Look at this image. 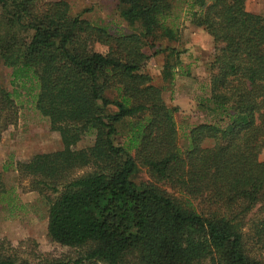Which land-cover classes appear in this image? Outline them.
<instances>
[{
  "label": "trees",
  "instance_id": "1",
  "mask_svg": "<svg viewBox=\"0 0 264 264\" xmlns=\"http://www.w3.org/2000/svg\"><path fill=\"white\" fill-rule=\"evenodd\" d=\"M246 2L187 0L214 50L195 112L206 115L181 144L180 106L164 95L185 52L167 22L172 0H118L128 33L73 14L66 0H0L12 88L0 79V140L21 96L59 133L62 148L16 170L47 196L48 235L69 249L27 256L0 237V264H264V16ZM162 53L159 84L148 69ZM140 168L148 180L136 179ZM5 193L0 171V204Z\"/></svg>",
  "mask_w": 264,
  "mask_h": 264
},
{
  "label": "rangeland",
  "instance_id": "2",
  "mask_svg": "<svg viewBox=\"0 0 264 264\" xmlns=\"http://www.w3.org/2000/svg\"><path fill=\"white\" fill-rule=\"evenodd\" d=\"M73 14L96 23L109 26L112 33H128L134 30L119 16L116 5L118 0H66ZM173 13L168 18V24L177 28L181 33L180 49L182 63L175 69L173 85L165 91V99L171 105L180 106L176 114L180 142L184 143V135L188 127L197 121L204 120L205 113L195 112L210 90V74L202 61V51L211 57L214 50L212 38L201 28L192 24V13L187 0H172ZM249 11L264 16V0H247ZM138 29V26L135 27ZM96 49L105 52L107 47L101 44ZM165 53L152 59L149 71L154 75L156 83L162 84L161 68ZM10 69L0 62V79L4 86L11 88ZM17 100L19 106L18 119L15 124L3 133L0 140V171L6 183L7 193L0 204V237L8 238L15 247L25 255L32 251L39 256L48 253L53 256H65L69 249L54 242L48 235V199L47 196L34 190L33 178L21 176L16 170L18 160H27L32 155L41 152H51L62 148L59 133L52 131L50 120L35 110L30 103ZM199 108V107H198ZM197 109V110H196ZM94 137L86 136L77 148L92 144ZM264 161V149L260 153ZM85 169H78L75 176L82 174ZM139 181L148 180L145 168H140L136 174ZM51 195V192H48ZM52 196V195H51ZM26 251V252H25Z\"/></svg>",
  "mask_w": 264,
  "mask_h": 264
},
{
  "label": "crops",
  "instance_id": "3",
  "mask_svg": "<svg viewBox=\"0 0 264 264\" xmlns=\"http://www.w3.org/2000/svg\"><path fill=\"white\" fill-rule=\"evenodd\" d=\"M206 50H204V51H202L201 53H202V61H204V62H206V61H208V59H209V57H205V55L206 54H208L207 52H205Z\"/></svg>",
  "mask_w": 264,
  "mask_h": 264
}]
</instances>
